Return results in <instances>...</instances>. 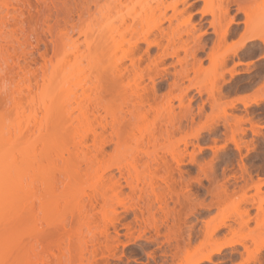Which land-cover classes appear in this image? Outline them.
I'll return each instance as SVG.
<instances>
[{"label": "bare ground", "instance_id": "bare-ground-1", "mask_svg": "<svg viewBox=\"0 0 264 264\" xmlns=\"http://www.w3.org/2000/svg\"><path fill=\"white\" fill-rule=\"evenodd\" d=\"M188 1L0 0V264H264V0Z\"/></svg>", "mask_w": 264, "mask_h": 264}, {"label": "rangeland", "instance_id": "rangeland-1", "mask_svg": "<svg viewBox=\"0 0 264 264\" xmlns=\"http://www.w3.org/2000/svg\"><path fill=\"white\" fill-rule=\"evenodd\" d=\"M190 2H191V0L188 1V3H190ZM190 14H191L192 20H194L196 18V16H197V13H195L194 10H191V13ZM194 16H195V18H194ZM239 17H241V16H239ZM22 19L25 20V24L23 25L24 27H22L23 29L20 28V26L18 27L17 25L16 26L14 25V26H11L10 27V30L11 31H14V30H17L18 31V28L24 30L23 33L20 32L18 34V37H19L20 42H22V44H25L26 45V43L28 44V41L31 39V41H33L32 42V44H33L34 43V40H32L33 38L32 37L29 38V36H33V35H29V34H33V32H34L33 26H32V20H31L32 19V14L29 13V12H24V14L22 15ZM240 27H242V25H239V28ZM27 38H29V39H27ZM28 47H29V49H32V48L35 49L34 44L32 46L30 45ZM40 51H43L42 45H40ZM34 57L36 58V60L38 62H41L42 57L40 55V52H35L34 53ZM255 58L254 59L252 58V59L255 60ZM252 59H249V60H252ZM166 60L168 61V59H166ZM244 60L246 62L247 59H244ZM249 60H247V61H249ZM255 62H258V61H255ZM252 70L254 72V70H256V69L255 68H251V70L249 69V72H252ZM240 74H242V73H240ZM226 76H227V77H225L226 79L229 78L228 75H226ZM237 78H238L237 79L238 81L241 80V79H239V77H237ZM240 78H242V77H240ZM227 80H229V79H227ZM234 80L236 81V77H235ZM234 80H232V81H234ZM243 80L244 79L242 78V82H244V84L242 82H240V83H235L234 82L235 84H239L238 86H240V87H238L237 90L235 92H233L231 96H235V97L249 96V95L251 96L253 94L254 89L257 88V86H258L257 84L260 83L259 84V86H260L261 85V82L263 81V80L262 81L259 80L260 82L259 81H257V83L256 82L255 83L251 82L249 84L248 82L243 81ZM240 84L243 85V86H241ZM242 87H244V88H242ZM240 106L241 105H239V107H238L239 109L238 110L233 111V112H235V114H238V113L240 114V111H241L240 109H243ZM255 106L256 105L253 102H250L249 105L246 108H247V110H249V109L252 110V109L256 108ZM257 106H260L262 108L261 109L262 112L259 114L258 117H260L259 120L262 121V123L260 121L261 128L262 127L264 128V103H258ZM228 110H230V109H228ZM246 140H248V138ZM204 141L202 143H200V147L202 148V150L200 152L196 151L197 152L196 154H197V156L199 158H206L208 156V154H209L208 147H211V145H209L208 143H204ZM217 144H219V143H217ZM220 144H222V143H220ZM251 145H249V148H248L250 150L249 154H251V152L254 151V150L252 151V149H253L252 146L253 145L252 146ZM217 146H218V148L221 147V145L220 146L217 145ZM216 149H217V147H216ZM248 149H246V150L243 149V151H242L243 153L242 154H244V155L248 154V151H249ZM254 160H255L254 162L256 163V159H254ZM250 162L251 161H249V163ZM257 163H259V161ZM245 164H248V162L245 161ZM194 171H195V168L194 167H191V172H194ZM262 190H264V188ZM251 193L253 194V191H251ZM200 213H202V211ZM118 214H119V216H121L123 214L122 211H121V209H119ZM202 216H204V215H202ZM96 220H98V219L96 218ZM119 220H120L119 223H122L123 220H122L121 217H119ZM99 224H100V226L103 225V223H100V222H99ZM116 225H117L118 228H120V224L116 223ZM254 226H255V223L251 222L250 223V228L252 229V228H254ZM122 232H123L122 229H119L118 240L116 242H113L111 245L109 244V247H111L110 254L108 252H104L103 254H101L99 251L105 249V244L104 243H99L97 245V249H96V252H95V253H98V255L96 256L95 259H97V260L100 259L101 261H103L105 258H107L109 264H153L151 260L149 261V263H147L146 255L148 253H150L151 250L156 247L155 243L152 242V241H148L146 243V241L143 240V239H136V240H134L133 238H129L128 236L123 235ZM110 234L113 235V236H115V233H114V231L112 229H110ZM52 243L53 244H51V245L50 244L48 245L47 243L46 244L44 243L46 246L43 244L45 247L42 248V250L43 249L44 250L42 251L43 255L41 254V257H43L44 254H45L43 260H45V259L47 260L48 259V262L50 261L49 264H52V263L53 264H55V263L57 264V259H54V257L58 258L56 256V254L60 256V254H58V252L60 253V250L58 249L59 247L57 248V245L54 244V242H52ZM139 243H141L142 246H144V248L146 249V251H142V250H140L138 248V244ZM44 252H46V253H44ZM153 255H154V258L155 259H158V253H154ZM51 259H53V260L51 261ZM100 264H107V263H100Z\"/></svg>", "mask_w": 264, "mask_h": 264}]
</instances>
